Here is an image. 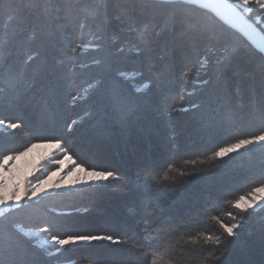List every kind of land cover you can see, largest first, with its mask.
Masks as SVG:
<instances>
[{
	"label": "trees",
	"instance_id": "16d2710c",
	"mask_svg": "<svg viewBox=\"0 0 264 264\" xmlns=\"http://www.w3.org/2000/svg\"><path fill=\"white\" fill-rule=\"evenodd\" d=\"M114 91L134 107L114 111ZM262 104L263 55L196 5L0 0V121L18 125L0 164L58 141L113 173L0 216V264H264V205L235 207L264 186V143L215 155L264 134ZM20 228L121 243L41 248Z\"/></svg>",
	"mask_w": 264,
	"mask_h": 264
},
{
	"label": "snow or ice",
	"instance_id": "6c2138e0",
	"mask_svg": "<svg viewBox=\"0 0 264 264\" xmlns=\"http://www.w3.org/2000/svg\"><path fill=\"white\" fill-rule=\"evenodd\" d=\"M24 2L28 5H38L40 0H24ZM252 2H259V0H241V3L247 6ZM75 51V49H73ZM107 103L113 108L114 111H120L122 108H133L134 104L127 99L122 93L119 91L112 92L108 98ZM261 111L264 112V104L261 106ZM2 123V121H0ZM18 125L10 124L9 127H17ZM256 143H264V134H260L254 136L250 139H241L237 143L232 144L230 147L221 148L218 152L215 153L218 157H224L228 153L234 152L238 149L244 148L248 145L256 144ZM40 147H49V148H59L60 143L57 141L55 143H49L46 145L40 144H32L31 147L27 148L25 151L19 153L16 156L6 155L3 159V163L0 164V209H2L5 205H8L10 202L19 204L21 200L25 197L27 199L32 200L36 198L41 192H43L47 186H52L54 188H61L63 185L67 184L69 181L72 183H80L83 181V177L87 176L97 181H107L109 177L113 175L111 171H88L84 167L77 165L75 171L71 172L67 178L60 177L59 181L53 180L54 177L59 176V172H52L48 175L46 179L41 180L39 183L35 184L30 191H25V181L27 179V174H20L18 165L12 164L11 168H7L9 163L13 160L19 161L23 157L29 156L35 149ZM71 159V157H68ZM62 164L63 161H60ZM83 174V175H80ZM75 177V180H73ZM145 186H147V180H145ZM257 192H264V187L257 188ZM255 197L252 198V201L247 203V208H244L245 211L248 209H252L255 207L253 201H255ZM245 197L241 196L239 201L236 202L235 207L240 209L244 207ZM2 214V213H0ZM7 219V218H5ZM238 227L237 225L232 226H224V231L227 233L229 237L234 235V229ZM42 231H47V229H42ZM3 232V227L0 226V233ZM210 240L211 236L208 237ZM53 242L60 246V248H64L66 245L75 244L78 241H98V240H108L115 244H120V240H113L111 235L108 236H69L68 238H57L53 237ZM219 243V238L215 241Z\"/></svg>",
	"mask_w": 264,
	"mask_h": 264
},
{
	"label": "rangeland",
	"instance_id": "374dc122",
	"mask_svg": "<svg viewBox=\"0 0 264 264\" xmlns=\"http://www.w3.org/2000/svg\"><path fill=\"white\" fill-rule=\"evenodd\" d=\"M230 4L237 8V10L244 16L245 20L251 23L259 33L264 37V0H259V2H252L245 6L241 3V0H227ZM252 18V19H251ZM10 124L0 123V130H9L13 127H9ZM49 143L55 142H40L35 144L46 145ZM257 144V143H256ZM254 145V144H252ZM248 145L244 148L250 147ZM31 147V146H30ZM242 149V148H241ZM239 150V149H238ZM25 151V150H24ZM68 155L62 152V149L59 148H49V147H40L35 149L29 156L23 157L19 161L13 160L9 163L7 168H11L12 164H17L20 174H27V179L25 181V191H30V189L41 180L46 179L48 175L52 172H59V176L53 178L54 182L59 181L60 177L67 178L68 175L75 171L77 165L74 164L72 159H68ZM60 161H63L61 164ZM89 171V170H88ZM83 175V174H80ZM75 180V177H73ZM99 181L89 178L87 176L83 177V181L80 183H72L69 181L67 184L63 185L61 188H54L52 186H47L46 189L41 192L36 198L29 200L27 197L23 198L19 204L10 202L8 205H5L0 209V216L4 215L7 212L14 211L13 216H17L20 210V206H23L27 203L34 202L46 196L48 194L63 191L66 189H71L78 186H83L91 183H97ZM264 187V186H262ZM260 187V188H262ZM255 197V207L248 209L247 211H255L264 205V192H257L256 190L252 193L251 196L245 198L244 207L239 210H244L247 208V203L252 201V198ZM20 231L32 238V241L41 248L49 249H63L59 245L53 242L52 237L42 229H24L20 228ZM85 242V241H81ZM67 246V245H66ZM71 264V263H68Z\"/></svg>",
	"mask_w": 264,
	"mask_h": 264
},
{
	"label": "water",
	"instance_id": "95a60500",
	"mask_svg": "<svg viewBox=\"0 0 264 264\" xmlns=\"http://www.w3.org/2000/svg\"><path fill=\"white\" fill-rule=\"evenodd\" d=\"M161 2H184L208 10L226 26L234 30L264 57V37L227 0H155Z\"/></svg>",
	"mask_w": 264,
	"mask_h": 264
}]
</instances>
